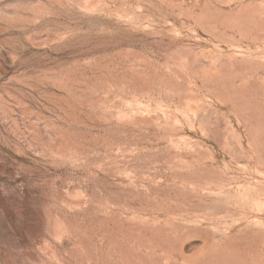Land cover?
<instances>
[{"label": "rangeland", "instance_id": "rangeland-1", "mask_svg": "<svg viewBox=\"0 0 264 264\" xmlns=\"http://www.w3.org/2000/svg\"><path fill=\"white\" fill-rule=\"evenodd\" d=\"M0 264H264V0H0Z\"/></svg>", "mask_w": 264, "mask_h": 264}]
</instances>
